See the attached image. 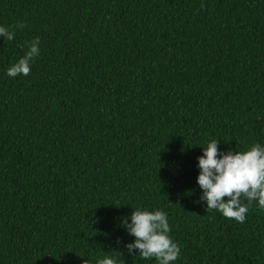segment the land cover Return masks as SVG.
I'll return each mask as SVG.
<instances>
[{
    "label": "trees",
    "instance_id": "16d2710c",
    "mask_svg": "<svg viewBox=\"0 0 264 264\" xmlns=\"http://www.w3.org/2000/svg\"><path fill=\"white\" fill-rule=\"evenodd\" d=\"M20 21L0 36V264H158L125 247L138 209L167 214L173 264H264L258 201L239 223L198 184L212 139L264 146V0H0Z\"/></svg>",
    "mask_w": 264,
    "mask_h": 264
},
{
    "label": "clouds",
    "instance_id": "9594fccd",
    "mask_svg": "<svg viewBox=\"0 0 264 264\" xmlns=\"http://www.w3.org/2000/svg\"><path fill=\"white\" fill-rule=\"evenodd\" d=\"M24 27L23 21L12 28L0 26V36L12 41L16 31ZM39 44V37L29 42L25 56L8 68L9 77L29 75L31 63L40 55ZM218 144L219 141L212 139L203 147V156L198 158L201 201L207 202V211L218 210L224 217L244 223L253 201H258V206L264 209V146L255 143L246 151L220 153ZM242 199L248 203H242ZM130 219L131 223L128 218L123 221L128 233L136 238L134 243L125 246L129 255L138 250L141 259L155 258L158 264H173L178 260L181 249L169 235L171 226L164 211L138 209L132 212ZM97 264H117V261L106 256Z\"/></svg>",
    "mask_w": 264,
    "mask_h": 264
}]
</instances>
